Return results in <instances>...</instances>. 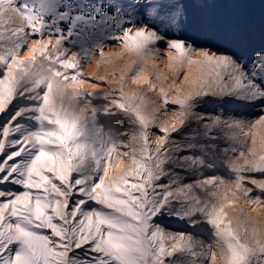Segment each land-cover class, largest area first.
<instances>
[{
  "label": "snow or ice",
  "instance_id": "snow-or-ice-1",
  "mask_svg": "<svg viewBox=\"0 0 264 264\" xmlns=\"http://www.w3.org/2000/svg\"><path fill=\"white\" fill-rule=\"evenodd\" d=\"M7 3L27 27L16 30L19 54H0V264H202L211 244L170 230L163 217L206 228L224 264H264V240L245 242L231 220L226 225L217 199L227 192L213 191L226 175L245 199L264 202V153L247 147L250 129L264 125V27L254 42L238 15L216 0ZM104 25L111 30L99 37ZM6 27L0 21V30ZM193 35L208 43L197 45ZM100 39L142 57L167 53L181 67L200 65V75L175 98L174 87L151 84L161 96L151 109L144 97L120 89L80 92L79 52L68 45L87 53L103 46ZM37 52L46 75L29 66ZM115 93L119 98L109 99ZM18 98L30 103L13 112ZM210 100L255 111L209 113ZM84 101L94 106L90 112L80 107ZM116 116L128 127L109 146L102 137L115 122L101 120ZM168 119L175 122H161Z\"/></svg>",
  "mask_w": 264,
  "mask_h": 264
},
{
  "label": "rangeland",
  "instance_id": "rangeland-1",
  "mask_svg": "<svg viewBox=\"0 0 264 264\" xmlns=\"http://www.w3.org/2000/svg\"><path fill=\"white\" fill-rule=\"evenodd\" d=\"M212 2V0H210ZM216 2L226 5V10L234 12L238 15L242 26L247 28L251 32L252 39L258 43L261 36L262 27H264V0H216ZM236 7H233V6ZM20 17V18H18ZM0 21H2L7 27L5 30H0V54H8L9 50L18 49L16 45L18 43V36L16 30L27 27L24 20L21 18L19 12H17L14 6H10L7 0L3 4H0ZM108 25L100 26L97 28V34L99 37H104L107 31H110ZM47 39V37H45ZM193 39L196 40L197 45H203L208 43L205 39L199 36L193 35ZM53 43H55V37H53ZM29 49H31L33 42L28 41ZM96 45H103V39L96 41ZM73 52H79L76 57L82 65V72L80 76L84 79L85 83L82 86L77 84V90L83 93L96 94V93H108L109 89H120L125 94L135 93L138 96L144 97L145 107L151 109L154 105L151 104L152 100L158 101L161 99L160 94L154 91L151 84H155L156 89L163 87L168 90L170 86L175 88L171 98L177 96L186 95L192 90L190 81L197 78L201 72L200 65H192L189 67L187 64L181 67L179 64H173L168 59V54L163 56L152 55L149 57H142L138 52L132 48L125 46L124 44L117 43H105L102 47L89 48L87 53L79 47V45H68ZM22 58L26 59L28 56L27 51H24ZM44 58L39 52L36 53V61L29 66L37 70V75H46L43 71H39V64ZM195 60H199V56L193 57ZM69 72V70H62ZM69 72V78L71 77ZM146 75V76H145ZM185 75L187 79H185ZM136 82H133V81ZM148 80L150 83L146 84L144 81ZM27 82V78H26ZM119 98V94L115 93L109 97ZM30 103L23 98H18L12 109L15 112L16 108L22 107ZM94 104L102 103V101H93ZM80 107L86 112H90L94 107L90 101H84L80 104ZM230 111H248L254 112V109H238L236 105L225 102L219 104L215 101H209L204 105V110L211 113L217 110ZM154 116L155 112L152 113ZM249 119L255 120L254 116H249ZM6 121V114H0V123ZM23 123L34 127L31 120L24 119ZM102 123L108 124L109 122H115L113 128H105L103 141L111 145L112 141L117 138L118 130L127 128V123L119 116L102 118ZM166 122L169 126L175 121L168 119ZM185 129L184 131H188ZM182 133H174L176 137H180ZM254 134V136H253ZM255 139L256 143L252 144V139ZM249 149H255L258 153H264V125H257L250 129L247 136ZM118 157H113L111 164H115ZM127 167V164H121L120 168H112L109 178L115 177L119 172ZM221 175H225L221 173ZM228 180L227 183L222 184L219 188L213 189L217 195L227 192L225 199H217V206L224 207L227 216L225 218V224L228 221H232V228L237 229L240 237L245 242L253 240H264V202L256 199L255 195L251 200L245 199L242 195V189L237 190L232 183L230 177L225 175ZM231 189L230 191H228ZM232 201L231 205H228V201ZM167 226H170V230L175 232H195L204 237L207 244H211V248H205L202 251L205 255L201 256L202 264H224L221 258V248L216 244L215 240L208 234V231L203 226L197 228H190L184 221L175 220L169 217L162 218ZM215 253V259L211 258V254Z\"/></svg>",
  "mask_w": 264,
  "mask_h": 264
},
{
  "label": "bare ground",
  "instance_id": "bare-ground-1",
  "mask_svg": "<svg viewBox=\"0 0 264 264\" xmlns=\"http://www.w3.org/2000/svg\"><path fill=\"white\" fill-rule=\"evenodd\" d=\"M18 12V11H17ZM18 18H20V17H18ZM146 76V75H145ZM79 85V84H78ZM84 85V84H83ZM79 86H82V85H79Z\"/></svg>",
  "mask_w": 264,
  "mask_h": 264
}]
</instances>
